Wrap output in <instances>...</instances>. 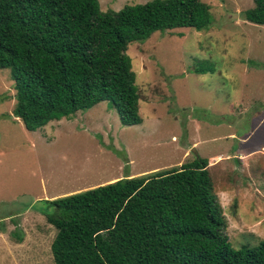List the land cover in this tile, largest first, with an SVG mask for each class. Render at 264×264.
I'll list each match as a JSON object with an SVG mask.
<instances>
[{"label":"rangeland","instance_id":"rangeland-1","mask_svg":"<svg viewBox=\"0 0 264 264\" xmlns=\"http://www.w3.org/2000/svg\"><path fill=\"white\" fill-rule=\"evenodd\" d=\"M98 1L117 12L152 0ZM201 1L209 29L155 32L127 50L140 125L122 126L103 102L29 132L12 115L10 70H0V264H55L40 201L178 168L192 150L219 156L209 175L232 249L264 241V26L243 18L253 0ZM201 66L212 71L195 74Z\"/></svg>","mask_w":264,"mask_h":264},{"label":"trees","instance_id":"trees-1","mask_svg":"<svg viewBox=\"0 0 264 264\" xmlns=\"http://www.w3.org/2000/svg\"><path fill=\"white\" fill-rule=\"evenodd\" d=\"M243 13L264 26V0ZM201 0H152L120 11L98 0H0V70L14 82L13 117L36 132L99 103L122 126L140 125L139 94L127 54L155 32L205 31ZM211 67L201 66L195 74ZM208 160L119 179L40 201L55 231V264H264V241L232 249ZM18 243L22 238L13 232Z\"/></svg>","mask_w":264,"mask_h":264},{"label":"crops","instance_id":"crops-1","mask_svg":"<svg viewBox=\"0 0 264 264\" xmlns=\"http://www.w3.org/2000/svg\"><path fill=\"white\" fill-rule=\"evenodd\" d=\"M231 137H234V135H231ZM236 139V138H235ZM247 138H245V140H246ZM239 142L238 143H240V141L242 142V141H244V139H239L238 140ZM242 143H245V142H242ZM262 147H264V146H262ZM193 151V150H192ZM235 152V151H234ZM242 152V151H241ZM241 152H239L238 154H240ZM197 154V153H196ZM242 154V153H241ZM236 155H237V153H236ZM195 156V155H194ZM218 157L219 156H216V157H212L213 158V160L211 159V158H209V159H211V160H208V163H209V165H208V171H209V169H210V166H212V167H214L215 165L214 164H212L210 161H219L218 160ZM197 158H201V157H198V154H197V156H195V159H197ZM217 163V162H216ZM225 194H226V192H224Z\"/></svg>","mask_w":264,"mask_h":264},{"label":"water","instance_id":"water-1","mask_svg":"<svg viewBox=\"0 0 264 264\" xmlns=\"http://www.w3.org/2000/svg\"><path fill=\"white\" fill-rule=\"evenodd\" d=\"M192 152H193V154H194L195 156H197V154H196V152H195L194 150H193Z\"/></svg>","mask_w":264,"mask_h":264}]
</instances>
